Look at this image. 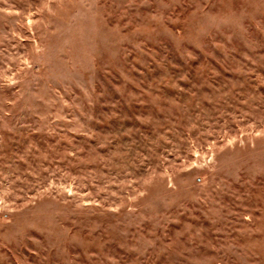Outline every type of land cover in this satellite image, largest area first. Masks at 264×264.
<instances>
[{
    "label": "rangeland",
    "instance_id": "1",
    "mask_svg": "<svg viewBox=\"0 0 264 264\" xmlns=\"http://www.w3.org/2000/svg\"><path fill=\"white\" fill-rule=\"evenodd\" d=\"M0 264H264V0H0Z\"/></svg>",
    "mask_w": 264,
    "mask_h": 264
}]
</instances>
